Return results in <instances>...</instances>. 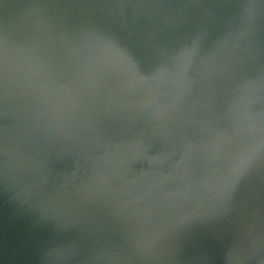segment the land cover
I'll use <instances>...</instances> for the list:
<instances>
[{"label": "water", "instance_id": "obj_1", "mask_svg": "<svg viewBox=\"0 0 264 264\" xmlns=\"http://www.w3.org/2000/svg\"><path fill=\"white\" fill-rule=\"evenodd\" d=\"M0 264H264V0H0Z\"/></svg>", "mask_w": 264, "mask_h": 264}]
</instances>
